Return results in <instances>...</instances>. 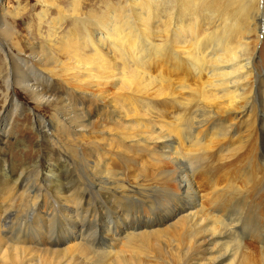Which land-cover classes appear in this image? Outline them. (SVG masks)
<instances>
[{"label":"bare ground","instance_id":"1","mask_svg":"<svg viewBox=\"0 0 264 264\" xmlns=\"http://www.w3.org/2000/svg\"><path fill=\"white\" fill-rule=\"evenodd\" d=\"M69 4L68 10L54 4L59 16L68 13L77 24L62 40L64 61L59 62L49 52L41 51L36 63L43 69L36 71L28 60L16 57L6 48L5 61L10 62V58L14 70L5 74V83L7 86L13 83L31 99L54 107L50 125L46 120L36 119V122L47 123L44 126L47 137L60 144L66 143L67 135L52 134L50 127H54V131L59 124L69 131L76 127L87 129L90 119L85 118L83 112H77L81 102L72 97L66 100L53 97L55 82L42 83L39 75L49 74L47 67L59 63L67 79L73 81L72 89H78L74 82L82 85L85 79L80 78L87 74H90V86L106 77L114 85L120 83L124 93L117 100L104 99L113 108L106 111L104 121L120 126L127 122V114L134 111L151 116L153 121L148 122L149 127H139L143 132L132 139L135 146H144L150 151L149 158L155 164L161 166L168 162L173 168L153 171L152 163L147 169L139 170L134 184H130L129 176L119 171L126 168V161H120L119 168H108L99 160L96 147L83 144L81 140L72 147V153L59 157L53 147L43 149L45 156L49 154L46 161L54 157L60 159L66 170L63 173L68 177L57 173L49 195L44 189L51 185H44L38 178L28 185L23 168L12 176H0L4 187L0 192V264H41L42 256H46L49 264H110L119 256L114 252L116 243L109 245L102 237H111L116 242L117 227H122V239L128 244L141 239L148 246L149 240L155 239L157 256L150 258L157 264H264V74L254 62L259 31H262L263 14L258 0L253 12L244 0H119L116 5L105 0L100 13L89 10L91 20L80 18L78 0H70ZM79 27L81 37L76 31ZM168 63L172 69H167ZM25 66L33 77L23 69ZM179 72L182 77L174 80L182 91L177 93L166 84L173 81L171 75L178 76ZM186 74L190 79L183 78ZM57 88L59 92L66 90L63 85ZM167 99L171 100V106H167L171 111L164 117L160 104L165 108ZM19 107L13 102L12 113ZM237 123L244 124L241 139L236 145L225 144L228 135H237ZM205 127L213 133L214 144L224 140L222 147L211 153V161L206 157L208 146L202 145L204 141L200 140ZM197 130H201V134L196 133ZM252 132L255 140L250 138ZM99 133L103 138H110L103 129ZM181 137L195 146L189 155L184 152L181 155V146L174 144V138L179 141ZM60 144L53 142L56 148ZM243 153L246 154L241 157ZM34 163L37 162L34 160ZM68 165L82 168L75 169L77 172L69 171ZM4 169L0 166V172L6 173ZM48 171L55 173L52 168ZM62 179L70 182L64 190L61 189ZM199 184L211 189L206 207L198 204L199 198L207 196L200 194ZM84 185L97 188L94 192L109 198V207L116 213L107 212L101 217L79 205L70 206L74 200L83 198L73 190H84ZM16 189L20 190V199L14 196ZM42 201L48 213L40 209ZM28 205L35 211L30 218L37 225L52 221L54 212V217L63 225L61 231L68 232L70 239V230L80 227L77 237L72 238L73 253L66 257L62 252L56 256L61 251L53 249L54 242L41 240L35 244L27 239L25 228L30 226L23 225L20 219L24 209H29ZM153 205L157 209L149 214L141 211L142 207ZM15 207L13 216L6 214L7 211L14 213ZM165 215L176 217L171 225L174 232L181 229L186 233L187 240L183 244L172 246L166 232L153 228L155 222L144 221V218L155 220ZM9 217L13 222H6ZM89 218L92 226L88 230L84 224ZM245 238L255 245L246 243ZM96 239H100V245L96 246ZM31 244H35V248H31ZM133 258L134 262L139 261L138 257ZM121 263L125 260L117 262Z\"/></svg>","mask_w":264,"mask_h":264},{"label":"rangeland","instance_id":"2","mask_svg":"<svg viewBox=\"0 0 264 264\" xmlns=\"http://www.w3.org/2000/svg\"><path fill=\"white\" fill-rule=\"evenodd\" d=\"M69 1L70 0H0V166L4 167V170H6V173L1 171L2 174L0 172V176H6L7 174L8 176H12L17 172H20L23 168V174H27L26 183L28 185L35 183V178H38V181H40L41 179L44 185H51L50 187L44 189L45 192L48 191V194L51 195V191L49 189H52V187L54 186V181L57 179V173H60V175L64 178H67L68 176L63 173L66 170H63L59 158L54 157V160L51 159L49 161H46L49 158V154L45 156L43 154V149L47 147H53V149L57 150L59 157L60 155H64L66 152L72 153V147L76 146L78 144L77 142H80L78 140H81V143L83 144L95 146L96 152L99 156V160L104 166H107L108 168L111 166L112 168H119L120 161H126L124 166H126V168H131V170L120 168L119 171H122L126 173L127 176H129L128 183L130 184H134V180L138 177L139 170L143 171L145 170V167L147 169L152 163L155 165V167L152 168L153 171H158L160 169H164L167 171L171 170L173 168V165L170 166V163L168 162H163V164H161L160 166L159 164H155V162L151 161V159L149 158V155H152L150 151L148 152L147 150H145L144 146H135L136 143L133 141L135 139H132L134 135L143 132V129H140L139 127H149L148 122L153 121L151 116L148 117V115H143L142 111H134V114H127L128 120L123 125H110L106 123V121H104L106 111L113 110V108L105 103L104 99L117 100L125 91L120 83L114 85L111 79L106 77L104 79L96 80L94 85L90 86V84L88 83L90 81V74H87L83 75V77L80 78L85 79L83 80V82H81L82 85H76V83L74 82V86L78 87V89H72L73 81L67 79L59 63L47 67L48 69H50L49 74L41 73L39 75L38 80L42 81V83H48L49 81L55 82L56 89L52 92L53 97L63 100L72 97L74 101L76 100L81 102L82 106L77 109V112H83L85 118L88 117V119H90V125H88L87 129L79 127L72 128L74 132L66 130L61 124L57 125V129H55V131L54 127H50L52 134H58L60 136L64 134L67 135V137L64 138L66 140V143L60 144L56 139L53 140V142L57 145L60 144L59 148L53 146L52 139L47 137V132H45L47 128L44 127L47 123V125H50L49 119L53 118L54 107L49 106L47 103L31 99V97L27 93H25L16 85H13V83L10 86H7V84L5 83V74L12 73V69L14 70V65H11V63H13L12 60L9 58L10 62L5 61L7 57L5 53L8 52L7 49L11 50V52L15 54L16 57L28 60V62L32 64L31 66H33L36 71L43 69L42 66H39V64L36 63V58L40 57L41 51L42 53L49 52L51 56L59 62L64 61V51L61 47V45L63 44L62 40L66 38L68 30L70 28H75V25L77 24L76 19L72 17V15L70 16L68 13H63L62 16H59L56 11L58 7H54V4L57 3V6H61L62 8H64V10H68L70 7ZM104 1L105 0H78L81 6L78 7L80 18L88 20L93 19V17L89 16V10H94L96 12L99 11L100 13L102 8L104 7ZM107 1L113 5H116L119 0ZM244 2L247 5H250V11H255L257 7V0H244ZM235 5L237 7L240 6L239 2H236ZM258 7H261V11L263 14V29L261 33L259 31V38L257 39L258 41L256 43L257 48L255 51L256 54L254 62L257 66V69L260 70L262 74H264V0H258ZM76 31H79L77 34L79 35V37H81L82 29L79 27V30L76 29ZM6 41H8L7 46ZM171 66L172 65L170 63L166 65L167 69H172ZM23 69L30 77H33L29 73L30 71L29 69H27V66H25V68ZM178 76L171 75L170 77L173 79V81L169 82L166 85H169L170 87H172V89H175L177 93H180L182 91L179 88L180 85L174 80L182 77L180 76V72L178 73ZM183 78L190 79L188 74H186V76H183ZM59 85L65 86L66 90H64L63 92H59L57 88V86ZM41 87L42 86L40 85V88ZM50 89H54V84L50 86ZM94 94H101L104 97H102V99H98L96 96H94ZM13 102H16L21 107H19L18 110L12 113ZM256 102L258 103L257 99ZM170 103L171 100L167 99V105L165 106V108H163V104H160L162 107L159 106V109L161 107L160 110L162 111L164 117L168 116V112L171 111V108L167 107L168 105H170ZM36 119L46 120L47 123L44 122L45 124L40 125L36 122ZM102 129L108 132V134L110 135L109 139L103 138L102 134L99 133V131ZM235 129H238L236 131L237 135L235 137H233V134L228 135L229 139L227 138V142H225V144L233 143L234 145H236L237 143L235 142H237L239 138L241 139V136L243 135L242 131L244 130V124L237 123V127ZM202 131H205L203 132V134H205L203 136V139L200 138V140L202 142L204 141L202 145L206 144L208 146V149L206 148V157L208 156V158H212V154L216 153L217 150L222 147L224 140H218L216 144H214L215 140L212 137L213 133L208 132L210 131L209 128L205 127L202 129ZM196 133L201 134V130H197ZM209 134L211 135L210 137ZM253 134L254 132H252V135L250 136L251 139L254 136L256 137V135L254 134L253 136ZM255 137L253 138L254 140L256 139ZM119 138H121V143L118 142ZM123 138L125 139L123 140ZM179 139L181 140L178 141L176 138H174V144L179 146L178 148H180L181 146V149H179L180 152L182 151L181 155H189L188 152L190 153L191 151L195 150V146H192V144H188L187 141H184V138L181 137ZM183 142L185 144H183ZM219 144L220 146L217 149V145ZM188 146L192 150L190 148H187ZM245 154L246 153H243V155L241 154V157L245 156ZM211 158H209V161H211ZM34 160L37 162L36 164L34 163ZM8 164H10V166ZM80 167L76 168V165L75 167L68 165V170L77 172V170L75 169L81 170L82 167ZM48 168H52L55 173L48 171ZM42 173H44V176H41ZM233 175L231 174L232 178ZM171 182L174 183V180ZM60 183H62V190L69 187L68 184H70V182H67L66 179H62ZM2 185L3 182L1 180L0 192L2 189H4ZM198 188L200 194L203 193L204 195H207L205 197L199 198L198 204H202L206 207L209 204V202L206 201L211 196V189L210 187H207V185L204 186L202 184H199ZM31 189L34 190L35 188L32 187ZM96 189L97 188H92L84 185V190H73V192L75 191L78 194V197L83 196V198L74 200L72 203H70V206L73 205L74 207H76L79 205L81 208H87L91 213H96V216L100 215L101 217H103L102 214L111 211L112 214H115L116 212L114 208L111 206L109 207V205H111V203H108L110 199L98 195L96 192H94V190ZM14 196L17 198H21L20 190L16 189ZM209 199H211V197ZM44 207L45 202L42 201L40 203V209H43ZM122 207L124 208V206ZM27 208L29 209H24L23 216L20 219V222L22 221L21 223L25 226H30L25 228V231L27 232L25 234L27 235V239L29 241H31L32 243L34 242L35 244H37V242H40L41 240H48V242L51 243L54 242V244L56 245L53 246V249L57 248V250L61 251V253H56V256L61 255L63 252L67 257L69 256V254L74 252L75 249L73 248L74 242L72 238L77 237L80 228L79 226L70 230V239L68 232L61 231L63 225L61 224L57 216L54 217V212L51 217L52 221H50L49 223L37 225V223H35L33 219L30 218V216L32 217V215L35 214L34 209L29 207V205ZM31 209L33 210V212L31 211ZM152 209H157L156 205H153V207H142L141 211L149 214L151 211H153ZM13 210L14 213H12V211H7L6 214L9 215L10 213V216H13L16 213L17 208L15 207L13 208ZM135 210L139 211L138 209ZM43 211L44 213H48L47 211L49 210L48 208H46L43 209ZM231 214L232 212H230V215ZM77 217H80L81 219V216L77 215ZM12 220L11 217H9L6 222H11ZM176 220V217L172 218L171 215H165L163 218L155 220H152L149 217L148 219L144 218V221L146 223L155 222L153 228H157L156 231L160 233L166 232L168 238L172 240V246H175L176 244L179 245L180 243L183 244L184 241L187 240L184 230L181 231L180 229V231L176 230V232H174L175 229L171 225L175 223L174 221ZM63 223L65 224L66 222ZM99 225L100 224H98V226ZM84 226L88 230L91 228L92 221L90 220V218L85 220ZM96 226L94 227V229L96 228ZM121 231L122 227H117L115 230V237L117 234H119L116 242H114L111 237H102V240L109 245H113L114 243H116L114 246V252L118 253L119 256L116 258V262L114 261L110 264H117V262H121L123 259L125 260V263L121 264H157L155 262H152V259L150 258V256L152 255L157 256L155 251L157 249V243L155 239L153 240L151 238L149 240L150 245L148 246H145L143 243L144 240L141 239H137L131 244H128L126 240L122 239ZM16 234H18V232H16ZM99 241L100 239L95 240L96 246L99 244ZM245 241L246 243L255 245V243L252 244V242L248 238H245ZM35 244H31L30 247L35 248ZM163 249L164 248H162L161 250L162 253ZM30 250L31 249H29V251ZM33 254L35 255V253ZM135 256L139 258L138 262H134L133 257ZM45 258L46 256H42L40 260L41 264H49V260H46L47 258Z\"/></svg>","mask_w":264,"mask_h":264},{"label":"water","instance_id":"3","mask_svg":"<svg viewBox=\"0 0 264 264\" xmlns=\"http://www.w3.org/2000/svg\"><path fill=\"white\" fill-rule=\"evenodd\" d=\"M262 12V11H261ZM263 29V17H262V27H261V30ZM262 32V31H261Z\"/></svg>","mask_w":264,"mask_h":264}]
</instances>
